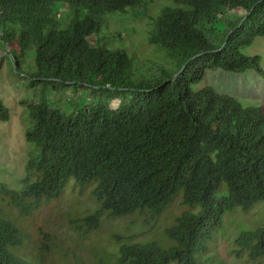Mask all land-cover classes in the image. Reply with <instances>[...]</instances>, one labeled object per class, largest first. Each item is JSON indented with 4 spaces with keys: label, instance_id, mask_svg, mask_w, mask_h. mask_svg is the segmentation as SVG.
<instances>
[{
    "label": "trees",
    "instance_id": "trees-1",
    "mask_svg": "<svg viewBox=\"0 0 264 264\" xmlns=\"http://www.w3.org/2000/svg\"><path fill=\"white\" fill-rule=\"evenodd\" d=\"M149 1L0 0L3 50L18 70L26 67L34 89L43 85L33 101H22L31 146L25 185L17 190L0 180V264H43L59 247L56 235L39 227L38 261L16 254L30 234L11 215H34L70 178L82 190L93 184L91 199L99 203L71 218L80 239L101 227L104 213L157 215L180 191L186 204L201 207L166 228L174 241L168 248L117 236L119 264H203L196 253L208 250L224 214L264 201V106L244 105L212 85L192 89L217 68L252 69L264 79L260 56L243 52L264 36V0H175L189 7L165 5L149 14L147 40L174 65L138 75L125 48L89 37ZM59 86L87 87L96 97L70 107L50 94ZM9 118L0 97V120ZM234 243L237 257L264 259V222L242 230Z\"/></svg>",
    "mask_w": 264,
    "mask_h": 264
},
{
    "label": "rangeland",
    "instance_id": "rangeland-1",
    "mask_svg": "<svg viewBox=\"0 0 264 264\" xmlns=\"http://www.w3.org/2000/svg\"><path fill=\"white\" fill-rule=\"evenodd\" d=\"M189 7L175 0H150L147 5L129 10L119 18H110L101 33L94 34L89 40L94 44L98 38L112 47L125 48L134 59L137 74H158L160 67L173 68V60L166 55L162 47L153 45L147 40L149 14H156L163 6ZM230 12V11H228ZM246 55H258L264 68V36H259L245 48ZM7 53L9 50L7 49ZM3 50L0 43V97L10 110L7 121L0 120V180L9 187L20 190L24 187L27 173L26 161L29 158L30 144L25 137L27 116L22 101L27 98L33 101L34 93L39 94L42 83L35 89L25 66L16 68V63ZM15 65V66H14ZM212 85L221 93L238 97L244 105L264 106V79L254 70L240 73L228 72L217 68L208 70L205 78L194 84V91ZM54 100L70 107L85 105L96 97L94 90L83 86H59L50 93ZM118 98L112 101L117 105ZM32 178L31 180H34ZM93 184L84 190L70 178L63 193L44 201L34 215L21 217L17 209L12 210L11 217L25 231L30 239L24 245L15 248V253L26 257L33 263L38 261L37 244L39 227L56 235L58 246L44 260L43 264H119L113 253L118 251L117 236L122 241L147 242L155 241L162 247L174 245L166 235V228L171 226L183 211H199L200 206L192 207L183 201V191L174 196L172 202L162 213L154 215L148 209L138 210L117 218H109L104 213L102 225L84 239H80L71 226V218L84 216L99 207L91 199ZM222 188L227 191L226 183ZM264 222V201L256 202L250 209L237 206L227 211L222 226L207 240L208 250L196 253L198 261L203 264H264V259L250 260L246 254L237 257L233 253L234 240L242 230H253ZM170 264H175L172 261Z\"/></svg>",
    "mask_w": 264,
    "mask_h": 264
}]
</instances>
